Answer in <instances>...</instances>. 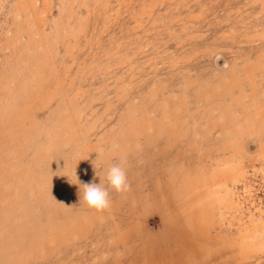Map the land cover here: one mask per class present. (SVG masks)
Masks as SVG:
<instances>
[{"label": "rangeland", "instance_id": "1", "mask_svg": "<svg viewBox=\"0 0 264 264\" xmlns=\"http://www.w3.org/2000/svg\"><path fill=\"white\" fill-rule=\"evenodd\" d=\"M0 264H264V0H0Z\"/></svg>", "mask_w": 264, "mask_h": 264}]
</instances>
